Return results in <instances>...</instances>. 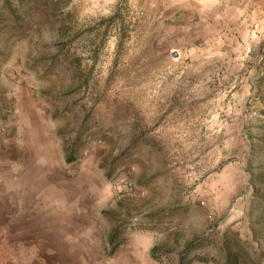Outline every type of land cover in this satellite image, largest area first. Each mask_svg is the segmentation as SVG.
Segmentation results:
<instances>
[{"label":"rangeland","instance_id":"rangeland-1","mask_svg":"<svg viewBox=\"0 0 264 264\" xmlns=\"http://www.w3.org/2000/svg\"><path fill=\"white\" fill-rule=\"evenodd\" d=\"M47 127L109 197L87 264H264V0H0V264H55L4 213Z\"/></svg>","mask_w":264,"mask_h":264},{"label":"crops","instance_id":"crops-1","mask_svg":"<svg viewBox=\"0 0 264 264\" xmlns=\"http://www.w3.org/2000/svg\"><path fill=\"white\" fill-rule=\"evenodd\" d=\"M55 130L47 127L45 136L33 137V146L24 149L25 155L17 159L18 168L14 170L16 163L11 161L7 164V167L13 168L7 178L11 186L6 189L8 194L5 196L4 213L21 214L23 216L20 219L24 223L32 221L35 229L44 233V236H39L43 240L41 243L34 238L37 254H40L41 247L46 251L51 241L50 252L55 254V264H87L91 252L83 250L80 241L112 240V236L104 233L111 227H99L97 222H103V218L96 219L109 210V197H102V200L91 197L87 183L89 185L99 177L87 172L78 175L79 169L71 172V168H79L84 163L95 165L97 160L91 157L67 159L61 141L53 134ZM19 160H24V164L20 165ZM95 202H102L104 206ZM33 229L27 223V226L19 227L17 232L19 236L27 237L31 234L28 231L36 232ZM34 257L38 264L48 261L43 254Z\"/></svg>","mask_w":264,"mask_h":264}]
</instances>
